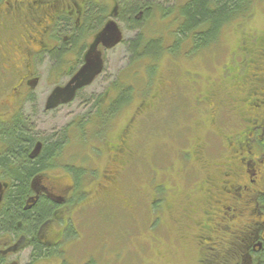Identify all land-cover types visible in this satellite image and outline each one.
<instances>
[{
	"label": "flooded vegetation",
	"instance_id": "1",
	"mask_svg": "<svg viewBox=\"0 0 264 264\" xmlns=\"http://www.w3.org/2000/svg\"><path fill=\"white\" fill-rule=\"evenodd\" d=\"M168 1L0 0V264H77L69 250L81 237L74 217L93 195L82 183L87 177L98 182L94 189L100 187L101 201L116 198L121 184L110 170L70 164L69 142L86 144V153H74L71 160L121 164L130 158L125 168L134 163L130 148L119 146L115 154L107 133L116 115V84L102 92L90 89L104 73L106 51L121 43L130 53L145 51L164 29L173 37L180 32V7L192 0H175L171 7ZM152 22L161 27L150 34ZM173 43L162 39L158 46L169 52ZM96 67L90 83L67 94L82 70ZM255 80L248 95L253 115L243 119L248 125L239 158L208 163L213 175L202 181L203 190L162 188L158 200L162 211L169 201L186 218L191 237L204 245L205 264H264V73ZM57 113L74 118L41 132L40 117ZM84 117L102 120L93 119L89 132L80 128ZM179 185L191 183L180 176ZM221 233L229 238H218Z\"/></svg>",
	"mask_w": 264,
	"mask_h": 264
},
{
	"label": "rangeland",
	"instance_id": "2",
	"mask_svg": "<svg viewBox=\"0 0 264 264\" xmlns=\"http://www.w3.org/2000/svg\"><path fill=\"white\" fill-rule=\"evenodd\" d=\"M174 2L168 1L167 6ZM152 23H148L150 34L161 27ZM162 36L165 45L174 42L165 29ZM130 37L124 36L125 40ZM189 47L188 42L180 46L179 56L164 51L157 61L140 59L134 68L125 44L106 51L104 73L90 90L102 92L109 83L133 88L132 102L116 113L107 133L109 139H114L116 155L118 147L124 146L136 149V157L126 168L125 158L121 164L119 160L115 164L108 160L82 162L78 157L71 160L74 153H86V144L80 139L71 140L70 164L90 171L96 167L103 174L110 170L121 184L116 198L101 201L100 187L94 189L98 182L90 177L84 182L82 189H92L93 195L82 202L85 207L74 217L81 237L69 244V250L77 264H205L204 245L193 240L190 224L182 213L169 203L163 211L151 205L149 195L156 189L149 188L148 182L154 179V184L163 189L192 188L198 192L204 189L202 181L213 175L208 163L239 158L238 143L248 125L243 119L249 121L253 115L248 110V95L255 79L264 73V0H253L249 12L222 29L216 47L186 55ZM73 118L64 113L41 116L38 129H47L48 133ZM93 127L87 131H93ZM132 129L135 136L130 138ZM179 175L191 186H180ZM89 181L94 185L90 186ZM202 217L200 213L198 220ZM224 237L229 238H218Z\"/></svg>",
	"mask_w": 264,
	"mask_h": 264
},
{
	"label": "trees",
	"instance_id": "3",
	"mask_svg": "<svg viewBox=\"0 0 264 264\" xmlns=\"http://www.w3.org/2000/svg\"><path fill=\"white\" fill-rule=\"evenodd\" d=\"M253 0H192L189 1L185 5L180 7V20L179 27L180 32L174 35V43L169 51L170 54L178 55L179 47L183 46L184 43H189L190 47L186 55L188 54H196V53H205V49L214 48L217 46L222 34V29L226 26L230 25L233 20H236L240 16H243L245 13L249 12L252 6ZM228 24V25H227ZM144 41V40H143ZM147 44V42H146ZM149 48L145 51L140 49H133L130 53V58L132 61L131 66L134 68L136 65V61H139L143 58H150L153 61H157L161 59V54L165 53V50H161L158 45H161V41L157 39L149 41ZM234 57H232L233 59ZM231 59V60H232ZM234 61V59H233ZM232 76V75H231ZM216 80H219L217 78ZM224 82L219 84L220 88H223ZM117 89V99H116V113L122 111L124 107H126L133 100V88L128 87H119L116 84ZM142 111L144 110L141 109ZM93 119L102 120V118L93 117L90 120H84V118L80 122V128L88 129L89 127L94 126L96 124ZM131 125H134L131 122ZM131 129V128H130ZM134 129V128H133ZM132 132L130 138L135 136L134 131ZM129 130V127L126 128ZM133 135V136H132ZM13 137V138H12ZM13 140L16 139V136L11 135ZM71 143L69 142V146ZM54 149V147H52ZM131 153H133V157L135 160V151L136 149H132ZM138 150V149H137ZM133 160V161H134ZM130 158L126 160V166L129 164ZM123 163V162H122ZM125 163V162H124ZM82 182V181H81ZM22 186L26 183V176L22 179ZM80 185V181L78 182ZM84 185V183H82ZM149 188H154L156 191L151 192L149 195V199H151V205L154 203V206L160 208L161 202L159 203V199L162 197V194H159L160 191H163L159 184H154V179L149 180L148 182ZM21 186V188H23ZM81 186V185H80ZM83 187V186H82ZM81 188V187H80ZM167 198V197H166ZM104 201H107L106 199ZM169 203V201H168ZM38 215L41 213L39 210L37 211Z\"/></svg>",
	"mask_w": 264,
	"mask_h": 264
},
{
	"label": "water",
	"instance_id": "4",
	"mask_svg": "<svg viewBox=\"0 0 264 264\" xmlns=\"http://www.w3.org/2000/svg\"><path fill=\"white\" fill-rule=\"evenodd\" d=\"M120 40V36L117 35L116 39H115V43H118ZM98 70L97 67L92 69H84L82 70L74 79V81L72 82V87L70 86L67 90V94L73 95L74 91L76 89H78L79 87H81L82 85H86L88 83H90L92 81V79L94 78L93 73H95V71Z\"/></svg>",
	"mask_w": 264,
	"mask_h": 264
}]
</instances>
